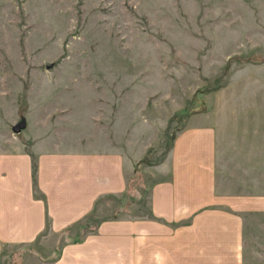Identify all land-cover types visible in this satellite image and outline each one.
Segmentation results:
<instances>
[{
    "label": "rangeland",
    "instance_id": "rangeland-1",
    "mask_svg": "<svg viewBox=\"0 0 264 264\" xmlns=\"http://www.w3.org/2000/svg\"><path fill=\"white\" fill-rule=\"evenodd\" d=\"M260 5L0 0V231L14 235L0 237V264L63 256L71 264L72 248L77 264H125L135 218L153 216L150 192L165 178L156 166L194 114L217 122L240 152L259 154ZM109 146L110 167L102 155ZM55 150L58 159L49 156ZM119 155L127 163L121 177ZM243 165L221 173L246 178L248 193L262 194L263 176ZM219 189L231 192V183ZM42 212L44 227L24 237L27 214ZM245 217L242 264H264V213Z\"/></svg>",
    "mask_w": 264,
    "mask_h": 264
},
{
    "label": "crops",
    "instance_id": "crops-1",
    "mask_svg": "<svg viewBox=\"0 0 264 264\" xmlns=\"http://www.w3.org/2000/svg\"><path fill=\"white\" fill-rule=\"evenodd\" d=\"M195 1L197 5L203 2ZM229 1L251 9L255 0ZM260 6L264 13V6ZM203 115L194 114L188 119L186 126L174 136L165 158L157 164L158 175L165 178L158 181L150 192L149 205L153 216L135 218L133 246L123 251L125 264H242L245 215L264 213V147L259 154H256L255 147L240 152L239 142L229 136H220L217 122H201L205 118ZM111 147L102 151L107 166L111 164ZM52 153L49 156L58 159L59 151ZM119 156L117 169L121 177L127 163ZM236 162L244 164L241 167L245 172L256 169L263 176L262 194L248 193L246 178L240 181L221 173L230 171L229 165ZM107 171L103 176L108 178ZM13 179L15 183L18 180ZM227 182L231 183V192L219 189ZM5 213L2 209L0 215L4 217ZM46 219L44 212L38 216L28 213L24 237L38 233ZM6 233L10 234L8 230L0 231V237L14 236ZM71 250L70 263L77 264L79 248ZM84 254L86 260L92 261L88 250ZM67 260L63 256L53 264H63ZM37 264L52 263L40 260Z\"/></svg>",
    "mask_w": 264,
    "mask_h": 264
},
{
    "label": "water",
    "instance_id": "water-1",
    "mask_svg": "<svg viewBox=\"0 0 264 264\" xmlns=\"http://www.w3.org/2000/svg\"><path fill=\"white\" fill-rule=\"evenodd\" d=\"M22 128H23L22 126H20V125L17 124V125H14V126H13V131L17 133V132H20V130H21Z\"/></svg>",
    "mask_w": 264,
    "mask_h": 264
},
{
    "label": "trees",
    "instance_id": "trees-1",
    "mask_svg": "<svg viewBox=\"0 0 264 264\" xmlns=\"http://www.w3.org/2000/svg\"><path fill=\"white\" fill-rule=\"evenodd\" d=\"M253 60H255V61H262V60H264V59H260V56L257 55V56L254 57Z\"/></svg>",
    "mask_w": 264,
    "mask_h": 264
}]
</instances>
